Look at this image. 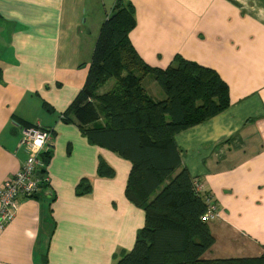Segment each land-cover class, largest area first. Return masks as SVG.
I'll return each mask as SVG.
<instances>
[{"label":"crops","instance_id":"obj_1","mask_svg":"<svg viewBox=\"0 0 264 264\" xmlns=\"http://www.w3.org/2000/svg\"><path fill=\"white\" fill-rule=\"evenodd\" d=\"M131 5L129 39L153 67L180 56L217 71L229 106L175 135L183 165L220 216L205 258L264 252V0H0V189L27 159L21 127L52 133L49 185L0 230V264H115L145 212L125 194L131 163L90 144L63 112L83 88L100 28ZM163 99L153 77L143 81ZM160 88V89H159ZM106 161L114 176L97 174ZM91 191L79 195L81 179Z\"/></svg>","mask_w":264,"mask_h":264},{"label":"trees","instance_id":"obj_2","mask_svg":"<svg viewBox=\"0 0 264 264\" xmlns=\"http://www.w3.org/2000/svg\"><path fill=\"white\" fill-rule=\"evenodd\" d=\"M135 23L133 7L118 1L100 28L86 82L62 115L90 144L131 163L125 194L145 212V224L133 249L115 264H264V252L205 258L216 238L210 228L215 218L205 221L203 216L207 200L216 202L210 193L196 190L198 179L183 165L175 143L177 133L229 106L227 83L214 69L180 56L166 68L147 64L129 39ZM147 76L160 86L163 99L148 92L143 84ZM40 157L45 175L50 148ZM97 174L111 177L115 171L101 160ZM90 191V181L81 179L77 194Z\"/></svg>","mask_w":264,"mask_h":264},{"label":"built area","instance_id":"obj_3","mask_svg":"<svg viewBox=\"0 0 264 264\" xmlns=\"http://www.w3.org/2000/svg\"><path fill=\"white\" fill-rule=\"evenodd\" d=\"M20 145L25 147L27 159L18 173L7 181L0 189V230L15 218L21 199L32 198L41 193L43 184L49 180L41 174L43 163L40 160L42 153L51 147L52 133L41 127H21ZM196 190L203 191L198 180L194 181ZM208 209L203 220L210 221L219 216L217 206L211 200H207Z\"/></svg>","mask_w":264,"mask_h":264},{"label":"rangeland","instance_id":"obj_4","mask_svg":"<svg viewBox=\"0 0 264 264\" xmlns=\"http://www.w3.org/2000/svg\"><path fill=\"white\" fill-rule=\"evenodd\" d=\"M112 82H113V81H110L109 83L111 84ZM157 87H159L158 84H157ZM159 89H160V88H159Z\"/></svg>","mask_w":264,"mask_h":264}]
</instances>
